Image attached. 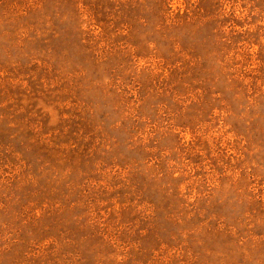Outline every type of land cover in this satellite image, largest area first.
Here are the masks:
<instances>
[{
    "label": "rangeland",
    "instance_id": "obj_1",
    "mask_svg": "<svg viewBox=\"0 0 264 264\" xmlns=\"http://www.w3.org/2000/svg\"><path fill=\"white\" fill-rule=\"evenodd\" d=\"M0 264H264V0H0Z\"/></svg>",
    "mask_w": 264,
    "mask_h": 264
}]
</instances>
